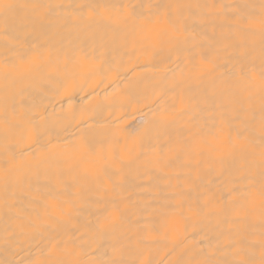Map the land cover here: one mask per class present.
I'll return each instance as SVG.
<instances>
[{
    "label": "snow or ice",
    "instance_id": "6c2138e0",
    "mask_svg": "<svg viewBox=\"0 0 264 264\" xmlns=\"http://www.w3.org/2000/svg\"><path fill=\"white\" fill-rule=\"evenodd\" d=\"M0 152V264H264V0H0Z\"/></svg>",
    "mask_w": 264,
    "mask_h": 264
},
{
    "label": "bare ground",
    "instance_id": "6f19581e",
    "mask_svg": "<svg viewBox=\"0 0 264 264\" xmlns=\"http://www.w3.org/2000/svg\"><path fill=\"white\" fill-rule=\"evenodd\" d=\"M57 2L64 3L66 5H74L77 3L84 2V0H57ZM109 2L114 3V4H120V3H129V4H139V3H152V4H157V3H165L167 0H109ZM222 2H232V0H222ZM100 79L99 76L90 79L87 83L83 85L84 91H81L79 87L75 88L71 92V100H68L66 97L64 99V108L67 109L69 104H71L73 107L79 109L81 102H82V97L85 95L86 92L91 91L93 88H96L97 91H100V88L97 87V81ZM107 82V81H105ZM102 87V85H101ZM61 98H52L50 103H47V107L49 112L52 111L53 107H55L57 110L60 108V103L59 100ZM151 116V113H149V117ZM209 127H211V123L209 122ZM207 131V129H206ZM23 147V146H21ZM17 151H19V148H17ZM6 160V156L3 154V152H0V165H3ZM3 228V221L0 220V229ZM188 234L191 236L193 234V229L189 228ZM163 252H161V255ZM6 258V254L3 252L2 248H0V259ZM18 258V257H17Z\"/></svg>",
    "mask_w": 264,
    "mask_h": 264
}]
</instances>
